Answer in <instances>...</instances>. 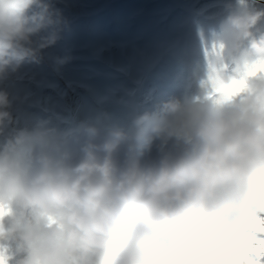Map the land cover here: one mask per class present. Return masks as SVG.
I'll return each instance as SVG.
<instances>
[{"label": "clouds", "instance_id": "clouds-1", "mask_svg": "<svg viewBox=\"0 0 264 264\" xmlns=\"http://www.w3.org/2000/svg\"><path fill=\"white\" fill-rule=\"evenodd\" d=\"M229 8L199 95L134 132L42 122L0 147V264H247L245 226L264 208V9ZM67 26L52 0H0V80L42 62ZM236 80L234 97L214 88ZM11 104L0 90V131Z\"/></svg>", "mask_w": 264, "mask_h": 264}, {"label": "rangeland", "instance_id": "rangeland-1", "mask_svg": "<svg viewBox=\"0 0 264 264\" xmlns=\"http://www.w3.org/2000/svg\"><path fill=\"white\" fill-rule=\"evenodd\" d=\"M52 2L68 26L42 62H26L0 80L13 117L0 131V147L42 122L61 133L87 124L134 132L138 116L172 98L199 95L211 72L213 35L236 0ZM250 2L264 9V0ZM262 34L264 21L257 38ZM62 58L68 62L60 65ZM248 256L264 264V247Z\"/></svg>", "mask_w": 264, "mask_h": 264}, {"label": "snow or ice", "instance_id": "snow-or-ice-1", "mask_svg": "<svg viewBox=\"0 0 264 264\" xmlns=\"http://www.w3.org/2000/svg\"><path fill=\"white\" fill-rule=\"evenodd\" d=\"M259 70L264 72V67ZM249 74L254 75L255 70ZM245 87L246 82L244 80H236L229 84L222 81H214L215 90L228 98L239 95ZM243 240L248 251L255 250V246L264 247V208L261 209L256 219L245 226ZM247 264H253V261L248 260Z\"/></svg>", "mask_w": 264, "mask_h": 264}]
</instances>
